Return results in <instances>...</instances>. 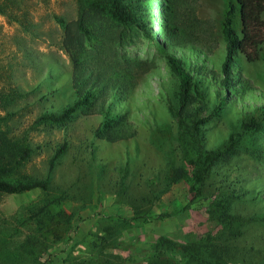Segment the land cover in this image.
<instances>
[{"label": "rangeland", "instance_id": "obj_1", "mask_svg": "<svg viewBox=\"0 0 264 264\" xmlns=\"http://www.w3.org/2000/svg\"><path fill=\"white\" fill-rule=\"evenodd\" d=\"M130 1L139 8L136 23L109 14L87 19L82 52L86 68L99 72L96 86L111 89V110L136 131L115 142L95 137L101 115L40 121L76 97L61 21L78 18L77 0H21L18 23L0 15V128L9 129L13 144L31 147L0 178L44 179L66 144L48 191L0 192V264H180L175 248L205 239L225 247L221 264H264V61L234 53L231 87L223 90L212 79L223 76L227 0ZM167 53L191 65L193 56L201 60L207 71L199 79L218 107L199 110L206 122L196 144L221 153L202 195L192 189L195 154L182 136L192 129L170 112L178 80ZM252 121L258 127H245ZM220 196L226 215L212 206ZM162 238L171 244L161 245Z\"/></svg>", "mask_w": 264, "mask_h": 264}, {"label": "trees", "instance_id": "obj_2", "mask_svg": "<svg viewBox=\"0 0 264 264\" xmlns=\"http://www.w3.org/2000/svg\"><path fill=\"white\" fill-rule=\"evenodd\" d=\"M20 1L0 0V15L10 21L21 22V16L19 15ZM77 2L80 8L78 18L66 23L61 21L63 27L62 46L72 64L71 86L76 97L72 104L62 109L61 113L58 115L45 113L40 116V121L63 124L75 113L85 116L101 115L102 122L94 131L96 138L108 142L131 138L136 133L135 129L128 122L124 113H115L111 110L109 103L112 99H106L108 94L111 93V89L96 86L97 81L101 79L99 72H92L86 68L82 52L85 39L89 33L87 19L109 14L119 23L135 24L137 21L136 10L139 8L135 7L130 0H77ZM221 32L226 51L221 66L223 76L221 78L214 77L212 84H218L220 88L227 90L231 87L233 80L231 78V65L234 53L243 55L249 61L258 59L264 61V54L261 51L264 47V0H227L221 23ZM193 58L196 62L191 65L188 62L189 59L185 60L183 57H177L170 53L166 54L169 70L178 80L176 97L170 112L181 127H191L192 129L187 134L188 136L185 133L182 136L184 138L188 137L184 140L185 142L190 139L188 148L190 151L192 149L195 154L193 155L194 158L189 159L188 162L192 165V189L198 195H202L199 191H201L204 180L211 168L221 157V153H203L200 145L196 144L198 135L201 134L199 125L206 122L205 117L199 116V110L209 109L216 112L218 107L214 104L215 102L210 101L208 98L209 91L203 88V80L199 79V73L206 75V66L201 64L199 62L201 60L195 56ZM125 61L134 66L138 65L135 61L128 59H125ZM191 71L194 73L191 74ZM112 86L114 87L113 84ZM217 96L218 106H223L226 96L224 94ZM245 127L256 128L258 123L252 121L251 124H245ZM8 134V128H0V175L10 172L15 164L27 159L31 153L30 146L23 145L20 142L13 144V140L10 138L12 136ZM24 142L25 140L22 141V143ZM65 147L66 144L63 143L49 160L47 175L44 179L10 182L0 178V192L19 195L33 190L48 191L49 174L55 166V161L64 152ZM225 201V198L220 196L212 204L215 210H223L224 215L227 214L228 210V207H225ZM161 240V245H164L163 242L169 243L164 238ZM205 240L178 245L173 253L179 255L180 264H221L220 260L227 255L225 247L219 243H209L207 245ZM165 252L161 251V253ZM156 264H171V262L165 259L162 260V263Z\"/></svg>", "mask_w": 264, "mask_h": 264}]
</instances>
